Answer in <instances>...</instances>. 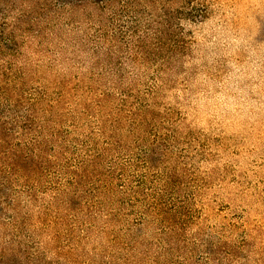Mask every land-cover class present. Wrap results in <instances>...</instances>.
<instances>
[{"label":"rangeland","instance_id":"obj_1","mask_svg":"<svg viewBox=\"0 0 264 264\" xmlns=\"http://www.w3.org/2000/svg\"><path fill=\"white\" fill-rule=\"evenodd\" d=\"M0 264H264V0H0Z\"/></svg>","mask_w":264,"mask_h":264}]
</instances>
